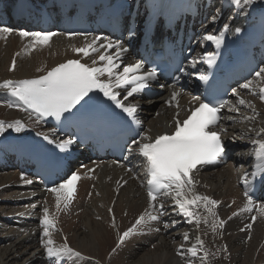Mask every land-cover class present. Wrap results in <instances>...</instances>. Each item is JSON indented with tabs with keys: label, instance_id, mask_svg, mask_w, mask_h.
<instances>
[{
	"label": "bare ground",
	"instance_id": "6f19581e",
	"mask_svg": "<svg viewBox=\"0 0 264 264\" xmlns=\"http://www.w3.org/2000/svg\"><path fill=\"white\" fill-rule=\"evenodd\" d=\"M263 7L264 0H256L254 5L235 11L240 15H252ZM232 9V6L223 8L220 21L225 17V23L232 22L237 17L229 14ZM5 36L6 38L0 37V83L4 80L16 81L41 75L43 72H37V68L48 70L74 57L73 47L85 44L83 38L58 34L48 45L37 46L35 50H31L26 47L30 38L22 39L18 32ZM14 58L15 69L9 70ZM252 81L254 90L264 86L256 77ZM244 90V99L251 101L260 114L257 120L236 124L231 121L224 122L225 126L228 122L231 123L226 138L231 145L240 148V162H231L215 171L196 172V191L219 201L214 210L226 223L223 228L217 229L218 234H213L208 225L201 223L197 229L194 223H185L182 217L171 213L162 219L179 220L180 223L176 226L165 229L160 223L149 222L117 247L118 233L122 234L131 227L148 206L147 194L138 185L141 182L139 176L132 179L121 169L104 165L96 175L86 174L67 209L57 212L54 194L44 191L37 179L23 174L26 179L33 181L32 184H26L18 170L0 169V264H52L42 243L40 220L44 206L56 216L55 227L52 229L54 242L60 245L66 237L67 244L81 253L80 258H61L67 264H188L190 255L182 256L178 251H184L180 248L182 244L185 249L195 244V237L198 235L205 241V248L210 253L206 264H264V215L259 213L257 205L252 211L242 210L246 203L242 192L243 177L252 170L250 165L253 164V159L247 155L251 148L250 139L241 138L239 135L250 124L254 127L264 126V101L258 95ZM2 91L0 89V94ZM8 104L9 102L0 99V121L21 120L25 127L20 132L6 130L0 134V142L10 133L26 134L30 130L55 134L53 130L46 129L35 116L30 117L27 112L8 107ZM145 105H150L147 107L149 129L143 135L155 137L167 128L173 109L164 108L158 99ZM241 109L245 115L250 113L243 106ZM241 116L243 115L237 118L240 119ZM249 135L254 137L255 133ZM168 203L171 204V201ZM31 205L37 207L33 208ZM109 208L112 212L108 211ZM199 211L206 215L203 208ZM234 212L238 214L233 216ZM113 216L116 227L112 226ZM252 216H256L255 221L251 219ZM248 224L252 225L250 229L246 227ZM185 232L190 236L187 242L183 239ZM114 248L115 252L112 251ZM202 254L201 251L200 255ZM194 264H200L199 259Z\"/></svg>",
	"mask_w": 264,
	"mask_h": 264
},
{
	"label": "snow or ice",
	"instance_id": "6c2138e0",
	"mask_svg": "<svg viewBox=\"0 0 264 264\" xmlns=\"http://www.w3.org/2000/svg\"><path fill=\"white\" fill-rule=\"evenodd\" d=\"M228 3L234 9L242 11L254 5L256 0H228ZM222 15L223 7L217 8L212 12L210 19L215 22ZM229 27L228 23H224L223 30L219 31V34L208 33L202 37V40L211 42L216 48H219ZM14 31L16 30L11 27H0V37L6 38L5 34H11ZM127 32L130 40L135 39L137 33L131 23H129ZM18 35L22 39L30 38V43L26 47L35 50L37 46L48 45L58 33L20 30ZM68 35L70 38L84 36L85 40L88 36L87 33L79 32ZM102 49L103 51H101ZM110 49H115V52H109ZM72 50L77 54H82L83 57L90 58L91 64L82 63L81 59H69L50 70L37 68V72H43V74L33 79L4 80L0 83V89L6 90L8 95L13 98V101L7 106L27 112L30 117L35 116L37 120L52 117L59 121L62 117L68 119L75 116L85 107L88 100L92 99L90 94L98 92L132 123L142 126L137 115L139 105L130 98H134L149 88L150 82L157 78L156 69L141 72L144 68L142 60L124 64L123 56L129 51V48L125 47L121 41H113L107 37H93L85 46L73 47ZM92 54L98 55L96 58H92ZM215 61V54L209 52L205 62L211 67ZM190 62L195 67V58ZM122 64L124 66L121 70ZM15 66L16 60L14 58L9 70H14ZM255 77L264 84V67L255 72ZM199 79L207 81L208 76L201 74ZM253 84L252 80H247L239 87L248 90L253 95H258L259 99L264 101V86H259L257 90H254ZM232 91L237 98L236 102L232 100H198L197 97H193V100H198V105L189 108L187 110L188 115L182 121L179 119V110L176 112L172 132L159 134L155 137L144 134L139 140L132 139L131 144L127 145L128 156L142 158L145 176L147 177L144 186L146 187L148 206L131 227L122 234L118 233L117 247L135 231L147 226L149 222L160 223L165 229L176 226L180 223L179 220L162 219L164 216H170L171 213L182 217L185 223H194L197 229L201 223L208 225L213 234H218L217 229L224 227L226 221L220 219L214 210L219 201L196 191L198 182L195 179V174L199 170L198 166L215 163L225 154L224 137L228 135L229 131L224 124L225 121H231L232 124L255 122L260 115L251 101L241 97L237 89ZM179 95V92L173 90L166 103L173 106V102H176L175 106L179 109ZM241 106L249 109L251 114L243 115L238 119L237 117L241 114ZM225 109L229 115L224 114L223 110ZM85 117L89 118L87 113H85ZM24 127L25 125L21 120L0 121V134L8 129L20 132ZM250 133H255V136H250ZM239 135L241 138L250 139L251 148L247 155L253 159V164L250 165L252 170L245 173L243 177L246 203L242 210L252 211L258 204L259 213L264 215V200H261L257 195L264 189V126L254 127L250 124L247 130H242ZM43 138L49 143L53 142L47 135H44ZM235 139L236 135L234 134L233 140ZM73 143L75 141L70 138L61 141L58 147L61 151H65ZM128 171H132V169H128ZM87 172L93 173L94 169L87 168ZM249 176L252 177V181L248 179ZM21 179L26 184L33 183L31 179H26L23 174ZM80 179L81 174L78 171H73L61 182L46 189L55 196L57 212L67 209L74 198L77 182ZM125 183L127 182L125 181ZM169 200L171 204L168 203ZM31 207L35 208L37 205H31ZM201 208L206 212V215L201 214L199 211ZM108 211L112 212V209L109 208ZM237 214L234 212L233 216ZM251 219L255 221L256 216H252ZM55 222L56 216L50 213L47 206H44L40 227L42 228V243L47 257L52 264H67L66 261L61 260L63 257L80 258L81 253L67 244L66 237L64 243L60 245L54 242L52 229L55 227ZM112 226L116 227L114 216ZM246 227L250 229L252 225L248 224ZM183 239L185 242L189 241L188 232L183 233ZM195 240L196 243L186 249L182 244L180 248L184 251H178V254L190 255L191 259L188 260V264H194L196 259H199L200 264H206L210 253L205 248V241L199 235L195 237ZM224 250H227L226 246ZM112 251L115 252L116 249L114 248ZM201 251L203 252L202 255H200Z\"/></svg>",
	"mask_w": 264,
	"mask_h": 264
}]
</instances>
